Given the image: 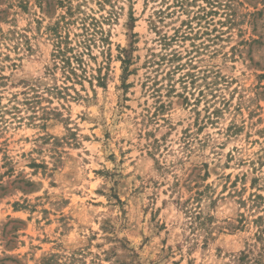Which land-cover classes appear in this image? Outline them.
<instances>
[{
	"label": "rangeland",
	"instance_id": "rangeland-1",
	"mask_svg": "<svg viewBox=\"0 0 264 264\" xmlns=\"http://www.w3.org/2000/svg\"><path fill=\"white\" fill-rule=\"evenodd\" d=\"M0 264H264V0H0Z\"/></svg>",
	"mask_w": 264,
	"mask_h": 264
},
{
	"label": "trees",
	"instance_id": "trees-1",
	"mask_svg": "<svg viewBox=\"0 0 264 264\" xmlns=\"http://www.w3.org/2000/svg\"><path fill=\"white\" fill-rule=\"evenodd\" d=\"M173 58H175L176 56L173 55L172 56ZM62 64H63V68L65 69V73L68 74V75H72V76H75V73H74V70L71 68V65H70V60L68 58H65L64 60L61 61ZM79 63H81V61H79ZM77 65H78V62H77ZM78 67H81V64L78 65ZM67 78V77H66ZM68 79V78H67Z\"/></svg>",
	"mask_w": 264,
	"mask_h": 264
}]
</instances>
